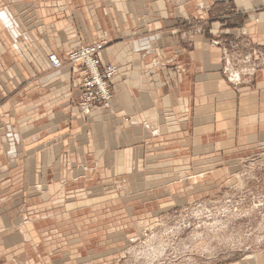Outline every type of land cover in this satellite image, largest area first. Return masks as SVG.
Returning <instances> with one entry per match:
<instances>
[{"label":"crops","instance_id":"0c3cea01","mask_svg":"<svg viewBox=\"0 0 264 264\" xmlns=\"http://www.w3.org/2000/svg\"><path fill=\"white\" fill-rule=\"evenodd\" d=\"M102 36L114 101L85 116L65 55ZM262 146L264 0H0L1 249L69 242L77 217L160 202ZM224 264H264V249Z\"/></svg>","mask_w":264,"mask_h":264},{"label":"rangeland","instance_id":"374dc122","mask_svg":"<svg viewBox=\"0 0 264 264\" xmlns=\"http://www.w3.org/2000/svg\"><path fill=\"white\" fill-rule=\"evenodd\" d=\"M167 61H152L165 80L175 78L165 73ZM222 168L205 179L179 177L164 186L160 202L77 217L69 242L47 231L40 244L30 238L0 248V264H224L264 249V146L227 158ZM28 208L20 216L29 222ZM84 225L90 226L75 234Z\"/></svg>","mask_w":264,"mask_h":264},{"label":"built area","instance_id":"2783aa9c","mask_svg":"<svg viewBox=\"0 0 264 264\" xmlns=\"http://www.w3.org/2000/svg\"><path fill=\"white\" fill-rule=\"evenodd\" d=\"M108 45V40L100 39V42L83 44L67 54L70 63L79 64L84 70L78 105L85 116L90 115L94 110L111 108L114 101L111 82L118 75L119 69L117 64L102 61L101 52ZM47 57L55 69L63 63V60L53 53L48 54Z\"/></svg>","mask_w":264,"mask_h":264}]
</instances>
